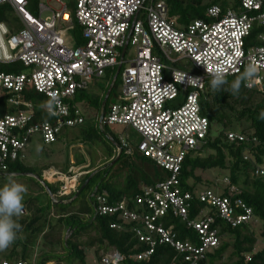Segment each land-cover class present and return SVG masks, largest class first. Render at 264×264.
<instances>
[{
    "label": "built area",
    "instance_id": "built-area-1",
    "mask_svg": "<svg viewBox=\"0 0 264 264\" xmlns=\"http://www.w3.org/2000/svg\"><path fill=\"white\" fill-rule=\"evenodd\" d=\"M32 2L0 0L22 25L15 29L0 21V99L7 100L0 115V173L24 157L34 134L51 144L64 128L83 124L85 117L74 100L76 94L103 78L106 69L121 64L118 96L103 119L98 118V125L117 124L132 130L137 141L120 134L115 144L118 155L137 152L168 175L155 185H143L130 202L127 197L110 202L106 193L97 194L95 212L114 215L111 228L130 226L146 244L134 259H147L157 244L167 243L183 255L180 264H200L204 253L219 243L218 229L213 227L215 216L237 226L252 219V209L220 189L185 191L178 175L186 156L206 143L210 122L200 104L210 73L222 69L226 77L239 76L249 64H255L256 76L244 85L249 89L263 86L264 0H235L236 5L225 11L212 5L206 12L211 20L194 19L185 26L179 25L176 17L169 18L164 1L38 0L35 14L28 9ZM45 12L51 15L44 18ZM76 24L81 43L73 32ZM255 29L262 30L249 40ZM130 45L135 56L126 61ZM28 87L47 101L55 98L56 113L49 115L51 120H37V106L23 94ZM38 107L48 114L45 106ZM225 135L230 142L250 140L237 131ZM255 173L264 177V168ZM82 176L80 171L67 175L54 169L49 177H43L60 182L58 194L64 197L76 190ZM224 182L229 183L227 178ZM194 198L209 208L201 207L196 217L190 218ZM167 215L181 219L198 238L179 239L173 224L166 225ZM260 243L264 249V237ZM123 259L115 248L101 258L103 264H118Z\"/></svg>",
    "mask_w": 264,
    "mask_h": 264
},
{
    "label": "trees",
    "instance_id": "trees-1",
    "mask_svg": "<svg viewBox=\"0 0 264 264\" xmlns=\"http://www.w3.org/2000/svg\"><path fill=\"white\" fill-rule=\"evenodd\" d=\"M157 1H164L169 18L176 17L178 24L183 26L194 19L211 20L206 12L212 5L221 6L224 11L231 6L230 0ZM235 5L234 0L232 6ZM10 11L12 10L9 6L0 5V21L8 22L5 15ZM261 30L255 29L249 40ZM73 32L79 37L80 28L77 24ZM114 71L116 67L106 69L103 75L104 86L100 88L98 85L99 92L93 96L90 89L93 84L97 85L95 81L88 89L79 91L75 96L76 102L84 98L93 100L97 109L95 119L97 126L83 130L87 139H94L97 136L96 128L100 127L98 125L100 106L111 83L110 75H113ZM118 75H121V72ZM236 77L227 76L226 79L230 84ZM117 86L116 79L104 106L105 113L110 106L107 105L108 100ZM23 94L34 104L48 102L42 94L31 87L26 88ZM113 96L116 99L118 92L116 91ZM4 98L0 99V115L5 112ZM200 105L203 115L209 119L210 129L206 143L199 150L191 151L184 159L178 175L180 185L183 190L194 192L204 183L211 186L214 184L215 188L220 189L225 196L232 195L234 199L239 198L252 209V219L237 226H231L215 216L213 227L218 229L219 243L204 253L200 264H264V249L260 243L264 237V177L255 173L257 168H264V120L258 118L259 113L264 110V83L261 89H249L242 83L239 93L233 95L228 91L211 90L207 81ZM35 115L38 121L52 119L39 107H35ZM216 126L220 127L219 134L212 136L211 130ZM106 127L101 129L114 149L109 148L107 158L81 177L76 190L70 195L60 196L58 191L61 183L46 180L42 169L25 163L22 160L24 157L10 163L7 172H1L6 175L11 173L35 175L47 198L45 202L35 196L23 200L21 214L16 218L20 224L17 238L12 245L3 250V254L0 251V261L5 260L8 264L17 262L90 264L88 253L94 249L96 263L103 264L101 258L111 248L117 249L124 256L118 264H180L183 261V255L167 243L157 244L154 252L147 259H134L133 255L144 251L146 244L139 241L130 226L121 230L111 228L110 223L116 219L114 215L96 214L97 194L106 193L110 202L119 201L123 197L129 198L130 202L141 191L143 185H155L168 175L165 169L137 152L127 154L122 151L116 161L110 165L118 155L114 145L118 143V137L112 131L107 132ZM228 131L245 133L250 140L230 142L225 135ZM61 132L58 134V140ZM217 168L223 171V183L204 179L200 173ZM112 169L114 171H111ZM68 170L59 169L63 173H69ZM90 175L89 182L77 194L78 189ZM95 178L97 183L91 186ZM225 178L228 184L224 182ZM232 186L235 187L233 192L230 190ZM131 207L135 208V205L132 203ZM201 207L209 208L205 202L194 198L189 208V217L195 218ZM236 211H241V208H236ZM164 219L167 226L173 224L179 239L198 238L195 230L186 227L187 224L181 219L171 215H167ZM247 256L250 259L247 260Z\"/></svg>",
    "mask_w": 264,
    "mask_h": 264
},
{
    "label": "rangeland",
    "instance_id": "rangeland-1",
    "mask_svg": "<svg viewBox=\"0 0 264 264\" xmlns=\"http://www.w3.org/2000/svg\"><path fill=\"white\" fill-rule=\"evenodd\" d=\"M210 1V0H206ZM230 4H234V0H230ZM229 4V5H230ZM56 9H60V4H53ZM29 12H32L35 14L37 11V4L36 2H32L30 7H28ZM51 15V12H45L43 15L44 18ZM15 13L13 11L8 12L5 15V19L8 21L9 25L13 28H21V22L17 17H15ZM70 34H72L70 32ZM75 38H77V42L81 43L80 37H78L77 34H75ZM73 43V42H72ZM74 46V45H73ZM75 47V46H74ZM135 56V48L133 46L128 47L127 54L125 56L126 61ZM114 71L113 75H110L111 77V83L114 79V75L117 72ZM124 66L122 67L123 70ZM122 72V71H121ZM117 88L114 89V92L112 93V96L108 100V104H111L113 101H115L114 93L117 91L119 92L121 88V76H117ZM100 81H95V84L91 86V94L92 96L99 92L98 85H100V88L104 86L105 78L99 79ZM1 96V93H0ZM92 99V98H90ZM5 104L7 103V100L4 98ZM4 103V102H3ZM79 107L82 109L83 116L85 117V121L83 124L73 126V127H66L62 130L60 134V138L58 141L52 144H46L43 142L41 136L39 134H34L32 138H30V143L26 147L24 152V158L22 159L25 163L29 165H34L36 167H39L42 169L43 176L49 177L48 171L51 169H69V173H66L67 175H71L72 171L74 172H81V176L85 175L88 171H91L95 166H98L100 163H102L103 160H105L109 154V148H113V144L106 139L105 134L103 133L102 129L100 127L96 128V138L94 139H87L85 138V135L83 133L84 129H90L91 127L95 126V119H96V107L94 106L93 100H88L84 98V100H80L77 102ZM45 102L38 103L39 106H45ZM37 104L35 106L38 107ZM1 107H3V104H1ZM1 109V108H0ZM106 131H112L114 134H116V137H118L120 134L125 137L126 135H129L134 142L137 141V135L132 131L129 130V128H125V126L112 124L108 125L106 127ZM220 127L216 126L212 128L211 135L215 136L216 134H219ZM130 139V138H129ZM115 145V144H114ZM39 149V151H37ZM71 160V162H69ZM59 168V169H58ZM111 171H114L112 169ZM201 175L204 177V179H210L213 180V182H219L223 183V171L221 169H214L206 172H200ZM52 174V173H51ZM9 175L13 176L14 179L17 181L23 183L27 187V192L24 196V199L29 196H35L38 200L45 202L47 195L45 190L43 189L39 179L35 175H21L16 173L11 174H1L0 173V183H2L6 177ZM91 175L89 176V178ZM122 179V178H121ZM97 179L95 178L91 182L92 185H96ZM212 189L214 191H217L214 184L207 185L202 184L199 186V190H206V189ZM104 248L101 249L103 251ZM101 251L99 252L101 254ZM3 254V251L1 252ZM88 260L90 264H97L96 263V256H95V250L91 249L88 253ZM48 264H55V262H50ZM60 264H64L61 262Z\"/></svg>",
    "mask_w": 264,
    "mask_h": 264
},
{
    "label": "clouds",
    "instance_id": "clouds-1",
    "mask_svg": "<svg viewBox=\"0 0 264 264\" xmlns=\"http://www.w3.org/2000/svg\"><path fill=\"white\" fill-rule=\"evenodd\" d=\"M255 64H249L244 71L236 77L230 84L226 79V74L222 69H215L210 73L209 86L215 92L228 91L233 95L239 93L242 83L247 85L257 74ZM227 85V87H225ZM56 100L53 97L45 105L49 115L56 113ZM259 119L264 120V110L259 113ZM39 151V149H37ZM27 187L23 183L9 175L0 183V251L7 249L17 238L20 224L17 217L20 216L23 207L24 196Z\"/></svg>",
    "mask_w": 264,
    "mask_h": 264
},
{
    "label": "water",
    "instance_id": "water-1",
    "mask_svg": "<svg viewBox=\"0 0 264 264\" xmlns=\"http://www.w3.org/2000/svg\"><path fill=\"white\" fill-rule=\"evenodd\" d=\"M129 33H130V32H129ZM125 47H126V46H125ZM125 49H126V48H124L123 51H122V58H123V56H124ZM120 70H121V64L118 65L117 72H116V74L114 75V79H113V81H112V84L109 86V88H108V90H107V93H106V95H105V98H104V100H103V102H102V106H100V107H101V110H100V117H99L100 121L103 119V116H104V109H105L104 106H105V104H106V101H107V99H108V97H109V95H110V92H111V90H112V88H113V85H114V83H115V80L117 79V75L119 74ZM111 140L113 141V139H111ZM119 156H120V155H118L113 161H111V162H110V165H112V164L116 161V159H117ZM89 180H90V178H88V179L82 184V186L78 189L77 194L80 193V191L86 186V184L89 182Z\"/></svg>",
    "mask_w": 264,
    "mask_h": 264
},
{
    "label": "bare ground",
    "instance_id": "bare-ground-1",
    "mask_svg": "<svg viewBox=\"0 0 264 264\" xmlns=\"http://www.w3.org/2000/svg\"><path fill=\"white\" fill-rule=\"evenodd\" d=\"M51 173L52 174L54 173V170L53 169H51V170L48 171V175H51Z\"/></svg>",
    "mask_w": 264,
    "mask_h": 264
}]
</instances>
